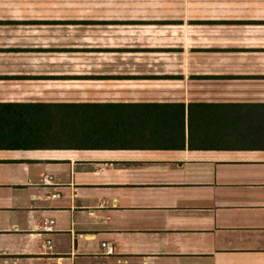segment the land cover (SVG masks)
<instances>
[{"label":"crops","instance_id":"obj_1","mask_svg":"<svg viewBox=\"0 0 264 264\" xmlns=\"http://www.w3.org/2000/svg\"><path fill=\"white\" fill-rule=\"evenodd\" d=\"M4 103L118 140L0 148V264H264V0H0Z\"/></svg>","mask_w":264,"mask_h":264},{"label":"trees","instance_id":"obj_2","mask_svg":"<svg viewBox=\"0 0 264 264\" xmlns=\"http://www.w3.org/2000/svg\"><path fill=\"white\" fill-rule=\"evenodd\" d=\"M114 109L111 104H0V148L108 145L118 140L110 130ZM104 112L107 116L99 117Z\"/></svg>","mask_w":264,"mask_h":264},{"label":"built area","instance_id":"obj_3","mask_svg":"<svg viewBox=\"0 0 264 264\" xmlns=\"http://www.w3.org/2000/svg\"><path fill=\"white\" fill-rule=\"evenodd\" d=\"M43 183L45 184H51L50 177H45L43 179ZM53 219H44L41 225V231L44 233H51L53 231L52 225H53ZM101 247L103 248V254L109 255L113 253V246L111 243H108L106 241H102L100 243ZM42 247L44 250L48 251L51 248V241L49 238H47L43 243ZM46 253V252H45ZM54 262H51L50 264H53ZM100 264H106L105 262H101Z\"/></svg>","mask_w":264,"mask_h":264}]
</instances>
